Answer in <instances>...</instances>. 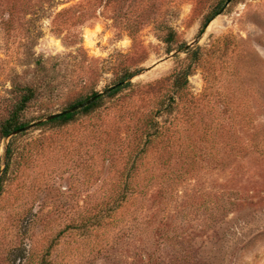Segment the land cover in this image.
Returning <instances> with one entry per match:
<instances>
[{
  "label": "rangeland",
  "instance_id": "374dc122",
  "mask_svg": "<svg viewBox=\"0 0 264 264\" xmlns=\"http://www.w3.org/2000/svg\"><path fill=\"white\" fill-rule=\"evenodd\" d=\"M218 1L0 0V110L38 60L55 83L27 125L139 70L70 123L0 141V264H264V0H231L200 33ZM196 48L192 101L141 138ZM87 63L94 84L69 91Z\"/></svg>",
  "mask_w": 264,
  "mask_h": 264
},
{
  "label": "trees",
  "instance_id": "16d2710c",
  "mask_svg": "<svg viewBox=\"0 0 264 264\" xmlns=\"http://www.w3.org/2000/svg\"><path fill=\"white\" fill-rule=\"evenodd\" d=\"M226 0H219L214 4L212 9L209 11V13L204 18V24L201 28L200 33L203 31L206 24L217 14L219 13L225 4ZM163 42L170 45L171 42H173V33H168L166 37L163 39ZM200 50L196 48V50L189 52L188 59L191 60V62L188 63L186 68L179 69L171 74V81H170V87H169V95L164 98L160 99L157 102V106L154 110L151 112V116H149L142 127V136H146L150 130V126L152 127L154 123L153 119L151 117H155L156 114L159 115L161 110H167L169 111V114L176 111L178 112V105L184 106L186 103H190L192 100H190L191 97H185V90H187L188 85V76L190 75L192 66L195 65L198 66L200 63V54L197 53V51ZM171 50L168 49L167 52H170ZM36 69L38 71L37 76L34 78L33 82H26L25 80H22L21 82H16L15 80L12 81V87L8 91L9 98L4 100L3 108L0 110V141L4 138H6L9 134H11L13 131L24 127L27 125V123L24 121L23 117H21L22 113L25 112L29 106L32 104L43 103L46 104L47 101H44L46 97L53 92L55 88V83L49 77L47 78V69L41 63L40 60L36 63ZM94 69H97L96 66H91L88 63L86 65L79 64V66L72 67L71 72L76 75H74V79L71 80L70 75V81L71 87L68 89L71 91L72 89L82 86L83 88L87 87L88 85H93V79H90V76H88V72L92 73ZM97 72V71H96ZM138 71L133 72H127L123 71V73L120 75L118 80L111 86L113 87L111 90L106 92L105 94L100 95L98 98H96L93 102H91L89 105L84 106L81 109H78L74 112H70L67 114H64L62 116H59L58 118L46 121L44 123H54V124H60V125H66L70 123L74 119V116L80 114V113H88L96 108H98L102 101L105 98H113L115 95H117L119 92H121L123 89L127 88L130 83H127V80H130V78L135 75ZM95 74V73H93ZM89 82V84L86 86V84ZM74 86V87H73ZM73 87V88H72ZM72 88V89H71ZM98 92L93 91L91 89L88 91V93L85 96L79 97L75 99L73 102L68 103L66 107L62 110L69 109L73 106H76L80 103H83L85 100L89 99L90 97L96 95ZM179 94V95H178ZM176 97L178 99L176 100ZM168 99V103H165V101ZM43 123V124H44ZM14 139V137H13ZM11 142H9L6 145L5 148V154H4V167L3 171H6L9 165L10 158L12 156L13 150L11 147Z\"/></svg>",
  "mask_w": 264,
  "mask_h": 264
},
{
  "label": "water",
  "instance_id": "95a60500",
  "mask_svg": "<svg viewBox=\"0 0 264 264\" xmlns=\"http://www.w3.org/2000/svg\"><path fill=\"white\" fill-rule=\"evenodd\" d=\"M230 1H231V0H226L225 4H224V6H223V9H222L219 13H217L216 15H219V14L224 10V8L229 4ZM216 15H215V16H216ZM215 16H214V17H215ZM214 17H213V18H214ZM208 23H209V22H208ZM188 46H189V45H186L185 49H187ZM113 87H114V86H113ZM113 87H109V88L105 89L104 91L97 93L96 95H94V96L90 97L89 99L85 100L83 103H80V104H78V105H76V106H73V107H71V108H69V109H66V110H64V111H61V112H57V113H54V114L47 115L46 117H44L43 119H41V120H39V121H37V122H35V123H32V124L26 125V126H24V127H21V128L15 130V131H13V132H12L11 134H9L6 138L9 139V138H11L12 136H16V135H18V134H20V133H22V132H24V131H27L28 129L32 128L33 126H35V125H37V124H40L41 122H46V121H49V120H52V119L58 118L59 116H62V115H64V114H67V113H70V112H74V111H76V110H78V109H81V108H83L84 106L89 105L91 102H93V101H94L96 98H98L100 95L105 94L106 92H108L109 90H111ZM4 154H5V151H4Z\"/></svg>",
  "mask_w": 264,
  "mask_h": 264
}]
</instances>
